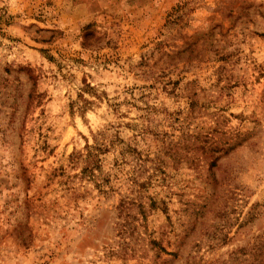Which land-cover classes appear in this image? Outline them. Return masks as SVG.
I'll return each instance as SVG.
<instances>
[{
    "label": "rangeland",
    "instance_id": "1",
    "mask_svg": "<svg viewBox=\"0 0 264 264\" xmlns=\"http://www.w3.org/2000/svg\"><path fill=\"white\" fill-rule=\"evenodd\" d=\"M253 204L264 0H0V264H249Z\"/></svg>",
    "mask_w": 264,
    "mask_h": 264
},
{
    "label": "trees",
    "instance_id": "2",
    "mask_svg": "<svg viewBox=\"0 0 264 264\" xmlns=\"http://www.w3.org/2000/svg\"><path fill=\"white\" fill-rule=\"evenodd\" d=\"M263 211L264 207L263 209H259L258 204H253L249 211V220L253 221ZM247 249L251 258L249 264H264V227L258 234L252 237Z\"/></svg>",
    "mask_w": 264,
    "mask_h": 264
}]
</instances>
